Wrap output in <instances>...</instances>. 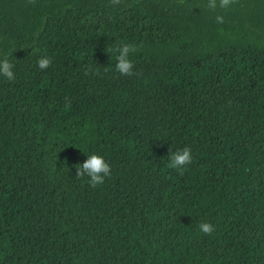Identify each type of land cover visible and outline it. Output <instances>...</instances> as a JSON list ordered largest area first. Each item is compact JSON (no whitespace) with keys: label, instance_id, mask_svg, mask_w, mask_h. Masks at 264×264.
<instances>
[{"label":"trees","instance_id":"trees-1","mask_svg":"<svg viewBox=\"0 0 264 264\" xmlns=\"http://www.w3.org/2000/svg\"><path fill=\"white\" fill-rule=\"evenodd\" d=\"M4 58L0 264H264V0H0Z\"/></svg>","mask_w":264,"mask_h":264},{"label":"clouds","instance_id":"clouds-1","mask_svg":"<svg viewBox=\"0 0 264 264\" xmlns=\"http://www.w3.org/2000/svg\"><path fill=\"white\" fill-rule=\"evenodd\" d=\"M111 3H118L119 0H110ZM234 0H219L220 8L229 7ZM217 7V0H207V8L209 10H215ZM216 22L222 23L223 17L216 16ZM136 46L132 44H122L115 48L114 51L118 53L116 55L115 70L121 75H133V62L129 59L130 53L136 52ZM51 59L47 56H41L37 60V66L43 70L49 67ZM14 65L8 61L7 58L0 60V76H3L8 81H14L16 79L13 72ZM192 161L191 149L188 146L182 149L171 151L168 155L167 167L183 171L184 167L190 164ZM77 177H87L88 183L91 187H97L103 185L105 178L111 176V166L104 160V158L98 154L92 153L87 155L86 159L79 163L76 167ZM199 230L205 235H209L214 231V225L208 222H201Z\"/></svg>","mask_w":264,"mask_h":264}]
</instances>
